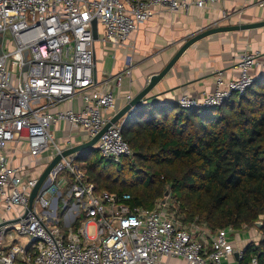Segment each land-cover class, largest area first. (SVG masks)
Returning a JSON list of instances; mask_svg holds the SVG:
<instances>
[{"label": "built area", "instance_id": "obj_1", "mask_svg": "<svg viewBox=\"0 0 264 264\" xmlns=\"http://www.w3.org/2000/svg\"><path fill=\"white\" fill-rule=\"evenodd\" d=\"M220 1L0 0V201L17 220L0 228L1 263L161 264L165 256H177L187 264H226L234 255L233 226L212 229L197 218L184 219L170 193L147 208L132 206L128 192L99 191L76 161L78 153L56 163L27 211L42 173L33 175L34 168L45 169L64 150L92 139L119 111L116 92L97 75L93 21L103 42L134 50L130 35L161 10ZM132 59L129 53L125 72ZM257 67L263 74L264 54L245 50L235 77L220 73L212 91L202 97L185 93L176 103L184 109L221 106L252 86ZM113 78L120 86L122 74ZM128 119L114 123L95 144L116 164L134 154L122 131ZM12 142L30 156L26 164L11 159ZM23 236L27 244L16 242ZM6 242L8 249H1ZM251 242L259 243L254 236ZM245 264H259L258 255Z\"/></svg>", "mask_w": 264, "mask_h": 264}, {"label": "trees", "instance_id": "obj_2", "mask_svg": "<svg viewBox=\"0 0 264 264\" xmlns=\"http://www.w3.org/2000/svg\"><path fill=\"white\" fill-rule=\"evenodd\" d=\"M122 129L132 157L87 162L98 151L91 149L76 159L97 190L128 192L132 206L147 208L168 191L184 219L212 229L262 221L261 240L247 245L241 261L256 254L264 264V73L221 106L145 104Z\"/></svg>", "mask_w": 264, "mask_h": 264}, {"label": "crops", "instance_id": "obj_3", "mask_svg": "<svg viewBox=\"0 0 264 264\" xmlns=\"http://www.w3.org/2000/svg\"><path fill=\"white\" fill-rule=\"evenodd\" d=\"M261 20H264V0H221L207 8L192 5L188 10H161L130 35L127 44L135 43L134 50H130L128 46L117 47L103 42L100 38L96 39L98 78L106 79L108 85L116 92L117 107L120 110L128 103L126 95L131 93L134 97L140 92L148 83L150 76L161 71L180 46L197 31L214 25ZM245 50L264 54V27L216 33L198 41L185 51L150 94H159L157 99L160 103L176 102L177 98L185 93L202 97L215 88L220 73L227 79L237 75L239 55ZM99 51L101 59L97 56ZM129 53L133 55V65L129 72H125V62ZM110 56L112 61L110 66H107L106 58ZM261 72L260 67H257V77ZM117 74H122L120 86L115 84L113 78ZM76 105V103H66L63 107ZM7 152L16 164L22 162L26 164L30 159L17 142L10 143ZM42 169L43 167L36 166L32 174L37 175L40 171L43 172ZM14 216L15 213L7 211L0 201V222L12 220ZM253 236L259 242L262 233L258 228L254 230L252 226L245 230L237 229L232 234L236 252L226 264H245L249 260L246 258L241 261L237 253L247 247ZM23 238L26 242L22 241ZM16 242L27 244L28 238L23 236ZM9 243L6 242L1 249L7 250ZM161 264H187V262L182 257L165 256Z\"/></svg>", "mask_w": 264, "mask_h": 264}, {"label": "water", "instance_id": "obj_4", "mask_svg": "<svg viewBox=\"0 0 264 264\" xmlns=\"http://www.w3.org/2000/svg\"><path fill=\"white\" fill-rule=\"evenodd\" d=\"M260 27H264V20L256 21V22H248V23H235V24H226V25H214L210 26L208 28L202 29L197 31L195 34H193L190 38H188L182 46L177 50V52L174 54V56L170 59V61L164 66V68L157 72L153 73L148 83L142 88L140 92H138L130 102H128L123 108H121L113 118H111L110 121L106 123V125L94 136L92 139L82 142L80 144H77L76 146L69 148L67 150H64L62 154H58L43 170V172L40 174L37 183L35 187L32 189L30 197H29V206L27 211L31 210L33 207L34 200L41 188H43L48 180H49V173L53 169V167L56 165L57 162L60 161V159L63 156H67L72 153H78L77 157L81 153L87 150L96 149V143L99 140V138L102 136V134L108 130L114 123H117L120 119L123 117H131L135 111L142 107L145 104H155L160 103L157 99V95L159 94H150L153 89L159 84V82L170 72V70L173 68V66L176 64V62L180 59V57L185 53V51L190 48L192 45L197 43L198 41L214 35L216 33H222V32H235V31H243V30H250V29H257ZM93 34L94 38L97 39L99 37L98 34V23L97 20L93 21ZM1 41V40H0ZM169 192H166V195H168ZM17 220H8L0 222V228L15 222ZM256 226L261 228L262 221H258L256 223ZM239 256V253H237Z\"/></svg>", "mask_w": 264, "mask_h": 264}, {"label": "rangeland", "instance_id": "obj_5", "mask_svg": "<svg viewBox=\"0 0 264 264\" xmlns=\"http://www.w3.org/2000/svg\"><path fill=\"white\" fill-rule=\"evenodd\" d=\"M97 48H99V45L98 44H97ZM97 56H98V59H101V52L100 51L98 52V55ZM111 61H112V56L106 58L107 66H110ZM98 69L100 70V65L99 64H98ZM101 157L102 156L100 155V153L98 151H90L89 154L86 156V158L83 159V160H86L87 162H90L92 160H95V159L101 158ZM111 166L116 167V164H111ZM92 230L93 229L91 228V231ZM22 241L23 242H26V239L23 238Z\"/></svg>", "mask_w": 264, "mask_h": 264}]
</instances>
